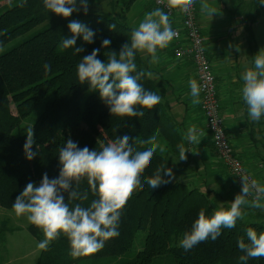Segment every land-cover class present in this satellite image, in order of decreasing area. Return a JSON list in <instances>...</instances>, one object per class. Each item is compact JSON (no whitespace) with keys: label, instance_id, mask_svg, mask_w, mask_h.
I'll list each match as a JSON object with an SVG mask.
<instances>
[{"label":"trees","instance_id":"1","mask_svg":"<svg viewBox=\"0 0 264 264\" xmlns=\"http://www.w3.org/2000/svg\"><path fill=\"white\" fill-rule=\"evenodd\" d=\"M131 1L127 0L126 7L132 5ZM247 2L250 7L242 17ZM224 3L228 12L241 23L247 43L254 51L252 26L258 20L261 1L233 0L234 9ZM88 4L87 14L80 10L65 19L44 9L43 0H27L26 3L25 0H0V51L15 43L0 52V207L12 210L14 199L26 184L31 181L38 185L44 173L49 178L57 177L58 149L69 138L81 148L87 146L99 150L101 144L117 137L147 138L159 129L158 140L165 142L166 149L163 152L157 150L144 176L152 175L157 167L164 165L172 169L171 182L157 189L144 183L143 190H135L122 210L119 234L108 238L98 252L74 258L70 255L68 240L60 236L46 250L41 249L36 264H79L83 260L105 257H114L117 264H160L168 257L171 264H241L239 256L243 253L237 241L244 238L247 242L248 227L258 233L264 231V210L245 208L244 220H238L234 228L222 229L215 241L208 239L189 251L178 246L182 233L190 229L201 208L211 215L217 202L225 203V207L230 203L221 188L210 184L208 179L198 183L184 177L191 170L185 165L189 145L182 138L169 103L160 100L151 109H138L144 111L143 117L112 116L96 91L81 104L82 94L90 89L87 82L79 83L76 75L80 59L91 54L93 49L100 50L98 59L102 61L107 60L105 52L118 54L121 46L130 41L133 27L127 22L126 15L109 16L97 12L98 0H88ZM70 20H79L93 30L94 42L88 44L79 37L73 49H61L59 45L63 38L71 37L67 28ZM113 24L115 28L111 29ZM104 39L111 40L107 49L101 46ZM75 48H83V51L76 54ZM149 60L143 53L136 55L137 71L152 73L150 78L144 76L139 82L146 89L155 85L160 95L163 83ZM46 63L51 65V71L47 73L43 67ZM42 101V112L31 122L35 141L32 150L37 155L29 160L23 149L26 132L16 133V129ZM251 122V138L258 152L264 153V117L259 122ZM179 143L187 150L186 159L182 161L176 147ZM208 169L202 167L194 171L198 177L201 171L208 172ZM141 179L143 182V177ZM79 190L88 192V200L70 201V206L76 203L88 206L94 198L86 180L81 181ZM247 218L254 220L250 222ZM27 230L38 242L43 239V233L34 225L30 224ZM8 231L14 230L9 227L8 220H3L0 243L5 242ZM2 262L0 258V264ZM248 264H264V258L249 259Z\"/></svg>","mask_w":264,"mask_h":264},{"label":"clouds","instance_id":"2","mask_svg":"<svg viewBox=\"0 0 264 264\" xmlns=\"http://www.w3.org/2000/svg\"><path fill=\"white\" fill-rule=\"evenodd\" d=\"M27 0H25V3ZM164 7H157L144 14L143 18L131 29L130 41L123 44L119 53L105 52L106 61L98 59L99 49L83 56L76 66L79 83H88L91 91L99 93V98L108 106L110 114L117 117H143L144 111L157 105L161 96L154 85L146 89L139 81L142 77H151L152 73L137 71L136 55L144 53L150 56L149 64L159 62L157 52L168 46L177 35L173 29L171 13L165 8H175L182 2L181 9L188 12L190 0H158ZM264 3V0H261ZM43 7L49 12L68 19L73 13L83 10L88 12V0H43ZM202 15L211 16L217 9L205 0L200 5ZM67 28L71 37H65L59 47L63 50L73 49L77 38L91 44L94 31L79 20H70ZM115 25H111L114 29ZM111 40L104 39L102 47L107 49ZM83 48H75V53ZM45 72L51 71L46 63ZM242 87L240 95L247 109L248 117L259 122L264 117V49L252 57L251 66L245 65L241 74ZM191 103H200L201 86L194 78L188 81ZM26 141L23 146L27 159H33L37 153L32 150L35 143L32 126L25 129ZM203 135L195 124H190L182 133L183 140L200 143ZM159 129L147 137H117L114 141L101 144L100 149L81 148L69 138L58 149L59 174L49 178L42 175L40 183L28 182L16 196L12 211L16 217L25 218L43 233V239L37 247L46 250L60 236L69 242L70 255L74 258L88 256L101 250L108 238L118 235L122 210L127 199L137 189L143 190L144 183L152 189L171 182L173 172L164 165L157 167L152 175L144 176L159 149ZM179 160L186 159L183 143L177 144ZM143 177V182L142 178ZM165 177H168L165 179ZM241 191L231 203H217L212 214L207 215L201 208L198 217L185 230L178 246L189 251L198 244L211 239L215 241L222 234V229H231L238 220H244L245 208L264 210V184L247 175H241ZM87 182L94 198L88 206L70 201H87L88 192H81V181ZM75 185V186H74ZM67 194V199L65 198ZM246 238L238 239V247L243 255L239 256L241 264H248L249 259L264 258V231L254 228L246 229ZM172 246V245H170Z\"/></svg>","mask_w":264,"mask_h":264},{"label":"crops","instance_id":"3","mask_svg":"<svg viewBox=\"0 0 264 264\" xmlns=\"http://www.w3.org/2000/svg\"><path fill=\"white\" fill-rule=\"evenodd\" d=\"M128 1L130 2L131 0ZM131 2L135 9H139V13L130 23L133 27L143 18L146 12L157 8L152 0H133ZM203 2L205 0H196L198 23L202 29L209 60L216 76L221 114L225 119L228 137L250 173L256 177L258 182L264 184V172H260L257 169V164L261 161L264 162V153L258 152V148L251 138L252 122L247 115V109L239 91L242 87L241 74L244 69L240 63L241 45L237 39H233L232 35L235 28L243 30L242 25L235 17L232 18L231 15H228L230 19L225 16L226 13H231L225 11L226 6L222 1L207 0L218 12L214 13L212 17L202 15L200 5ZM226 2L229 3L230 0ZM172 19L173 28H182L178 10L175 11ZM175 44L176 40L173 39L167 47L159 49L157 52L159 62L152 65L156 76L163 83L160 92L161 101L169 103L170 112L179 123L180 132H185L190 124H195L203 133L200 137V143L193 144L188 142L189 156L185 165H188L187 168L191 170L187 171L184 177H190L194 181L197 180L198 183H203L202 179L197 177L194 169L208 167L212 173L208 182L220 187L225 199H228V202L231 203L241 189L236 185L235 178L231 175L213 146L211 134L205 127L201 95L198 105L191 103L192 98L189 94L188 81L192 78L197 80L195 65L189 57L178 58L174 55ZM144 55L150 59V56ZM219 198H222L221 201L224 200L223 197ZM23 258L25 259L24 256ZM23 258L17 256L1 264H15Z\"/></svg>","mask_w":264,"mask_h":264},{"label":"rangeland","instance_id":"4","mask_svg":"<svg viewBox=\"0 0 264 264\" xmlns=\"http://www.w3.org/2000/svg\"><path fill=\"white\" fill-rule=\"evenodd\" d=\"M216 1H224L227 0H216ZM261 1V0H260ZM127 0H98V5L96 11L102 14H106L109 16H117V13H121L122 15L127 16V22L129 24L133 21V19L137 16L139 13V9H135L134 5H131L129 8L126 7ZM233 0H230L229 5L234 9V6L231 4ZM250 3L247 2V5L244 6L242 9V17L245 16L246 11L249 9ZM226 12L227 7H226ZM228 15L232 14L226 13L225 16L230 18ZM238 16V15H237ZM238 18H240L238 16ZM231 19V18H230ZM241 19V18H240ZM238 19V20H240ZM253 34H254V45L253 47L255 50L253 51V48H250L247 39L245 38V34L243 30H240L239 28H235V31L232 35L233 39H237V41L240 43L241 48V60L240 63L244 69V66L247 64L251 66L252 63V57H254V52L257 54L258 51L261 49H264V3H260V11H259V17L257 22H255L252 26ZM38 30V28H37ZM241 36V37H240ZM238 37V38H237ZM15 43H11L7 45L3 50H7L11 46H13ZM0 51V52H1ZM91 90L85 91L81 96V104H84L85 99L91 94ZM44 107V101L40 102L37 109L34 111V113L26 118L20 126L16 129V133H25V129L31 126V122L35 121L40 113L42 112ZM12 110L14 113H16L15 107L12 106ZM159 143V149L160 151H165L166 144L164 141ZM201 174H198V178L202 180H207L211 177V171L208 169V172L201 171ZM184 178V177H183ZM187 181V180H186ZM3 220L9 221V227L13 229L14 231H8L5 235V242L0 243V258L5 261V263L9 260H11L14 257H25V259H21L17 261L15 264H36L37 258L40 254L41 249L37 247L38 241L34 238V236L27 230V227L30 225V223L23 217H16L12 210L10 209H4L0 207V224ZM246 220H249L250 222L254 220L253 218H247ZM138 242L136 241V244ZM167 257V256H166ZM118 260H116L114 257H105L102 259H95V260H83L80 261L79 264H117ZM160 264H171V258H164Z\"/></svg>","mask_w":264,"mask_h":264},{"label":"built area","instance_id":"5","mask_svg":"<svg viewBox=\"0 0 264 264\" xmlns=\"http://www.w3.org/2000/svg\"><path fill=\"white\" fill-rule=\"evenodd\" d=\"M152 2L157 7H164V4L158 2V0H152ZM184 6L185 4L183 2L177 6L182 28H173L177 33L174 38L177 41L174 53L177 57L189 56L193 59L198 76V83L202 89L200 95L202 109L205 115V127L211 134L213 146L217 150L221 160L235 178L236 182L241 186V175H247L250 179H257L245 166L242 158L238 155L228 137L225 119L221 114L216 76L212 69L201 28L197 21L195 0H190V10L188 12L181 10ZM177 7L165 8V10L169 11L171 16H173ZM183 36L185 37L184 42H182ZM257 169L260 172H264V162H259Z\"/></svg>","mask_w":264,"mask_h":264},{"label":"bare ground","instance_id":"6","mask_svg":"<svg viewBox=\"0 0 264 264\" xmlns=\"http://www.w3.org/2000/svg\"><path fill=\"white\" fill-rule=\"evenodd\" d=\"M195 3H196V0H195ZM196 7H197V3H196ZM176 10H178V7L175 9V11ZM179 11V10H178ZM197 21H198V8H197ZM199 24V23H198ZM200 26V25H199ZM201 28V27H200ZM201 32H202V29H201ZM202 35H203V33H202ZM203 39H204V37H203ZM185 41V37H183V39H182V42H184ZM204 42H205V40H204ZM177 45V41H176V44H175V46ZM205 46H206V44H205ZM175 48V47H174ZM206 48H207V46H206ZM208 52V51H207ZM173 53H174V49H173ZM174 55H175V53H174ZM176 56V55H175ZM177 57V56H176ZM184 57H189V56H183V57H178V58H184ZM189 58H191V57H189ZM192 59V58H191ZM192 61H193V59H192ZM193 63H194V61H193ZM194 65H195V63H194ZM195 69H196V67H195ZM196 75H197V72H196ZM197 80H198V76H197ZM217 84V83H216ZM217 90H218V88H217ZM236 185L241 189V186L238 184V183H236Z\"/></svg>","mask_w":264,"mask_h":264}]
</instances>
